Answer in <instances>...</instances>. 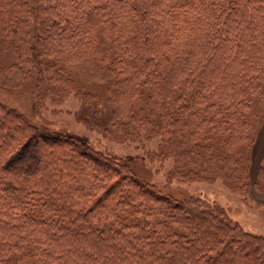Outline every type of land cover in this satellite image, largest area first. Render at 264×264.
<instances>
[{"label": "trees", "instance_id": "trees-1", "mask_svg": "<svg viewBox=\"0 0 264 264\" xmlns=\"http://www.w3.org/2000/svg\"><path fill=\"white\" fill-rule=\"evenodd\" d=\"M38 4L51 31L44 39L54 46L48 56L80 57L88 40L80 23L99 14L116 56L106 76L122 78L124 93L147 85L166 121L173 89L187 91L183 104L194 108L191 116L200 107L211 110L195 126L197 136L212 122L244 137L245 114L264 83V0ZM33 22L29 0H0V27L11 44L30 41ZM179 116L168 126L177 128ZM166 202L84 141L32 128L0 105V264H201L200 251L213 252L216 244L200 218L172 212ZM160 204L163 221L153 213ZM228 252L203 264H233L223 258Z\"/></svg>", "mask_w": 264, "mask_h": 264}, {"label": "rangeland", "instance_id": "rangeland-1", "mask_svg": "<svg viewBox=\"0 0 264 264\" xmlns=\"http://www.w3.org/2000/svg\"><path fill=\"white\" fill-rule=\"evenodd\" d=\"M38 3L29 0L34 13L30 41L13 45L0 27V105L32 128L84 141L130 171L140 186L167 199L170 211L178 208L192 220L200 218L216 244L213 252L200 251L201 264L223 250L229 251L223 256L227 263L243 264L248 258L252 262L246 264H264V83L245 114L242 139L241 131L234 138L228 124L212 122L203 124L197 136L195 126L211 110L200 107L199 116H191L194 108L188 111L183 104L187 91L173 89L163 121L147 85L124 93L122 78H107L116 56L99 14L80 23L88 35L80 57L48 56L54 46L44 39L51 31L39 17ZM179 114L178 127L168 126ZM168 128L174 129L166 133ZM160 205L153 213L163 221L166 205ZM211 218L217 220L214 225ZM177 228L183 236L192 235L188 228Z\"/></svg>", "mask_w": 264, "mask_h": 264}, {"label": "crops", "instance_id": "crops-1", "mask_svg": "<svg viewBox=\"0 0 264 264\" xmlns=\"http://www.w3.org/2000/svg\"><path fill=\"white\" fill-rule=\"evenodd\" d=\"M264 142V141H263Z\"/></svg>", "mask_w": 264, "mask_h": 264}]
</instances>
